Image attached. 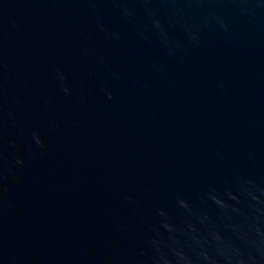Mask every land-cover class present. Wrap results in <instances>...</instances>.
Returning <instances> with one entry per match:
<instances>
[{"label": "water", "instance_id": "obj_1", "mask_svg": "<svg viewBox=\"0 0 264 264\" xmlns=\"http://www.w3.org/2000/svg\"><path fill=\"white\" fill-rule=\"evenodd\" d=\"M0 264H264V0H0Z\"/></svg>", "mask_w": 264, "mask_h": 264}]
</instances>
